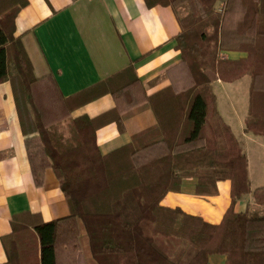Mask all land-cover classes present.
Returning <instances> with one entry per match:
<instances>
[{"label":"trees","instance_id":"16d2710c","mask_svg":"<svg viewBox=\"0 0 264 264\" xmlns=\"http://www.w3.org/2000/svg\"><path fill=\"white\" fill-rule=\"evenodd\" d=\"M185 1L146 4L161 3L175 12ZM234 1L224 0L218 15L211 4L196 2L188 16L177 18L180 62L167 70L169 85L153 95L144 96L129 65L93 90L64 98L50 77L34 76L21 40L14 36L15 18L27 0H0V83L11 84L35 185L41 186L45 170L51 169L69 207L67 216L32 226L40 246L39 264H58V248H83L90 264H206L213 254L224 256L225 264L237 256L242 264H264V188L253 194L254 209L234 211L235 203L250 192L247 161L216 111L212 90L218 79L249 77L244 132L264 136V0H252L251 5L240 0L244 7L239 15L233 14ZM207 19L213 31L193 41L192 25ZM231 50L247 56H220ZM179 65L187 69L190 85L177 92L171 78ZM40 84L63 106L61 118L52 124L35 95ZM107 92L121 111L144 105L154 125L102 155L96 130L110 119L121 129L123 117L115 110L96 118L70 114L77 105ZM219 180L231 182V205L217 225L160 205L168 192H179L186 182L194 195L213 196ZM18 220H13L15 231L27 227L28 221ZM14 244L8 262L20 264Z\"/></svg>","mask_w":264,"mask_h":264},{"label":"crops","instance_id":"0c3cea01","mask_svg":"<svg viewBox=\"0 0 264 264\" xmlns=\"http://www.w3.org/2000/svg\"><path fill=\"white\" fill-rule=\"evenodd\" d=\"M152 1V0H151ZM14 36L19 37L36 78L50 77L64 98L93 90L109 76L131 65L145 97L168 85L167 70L180 62L175 37L179 32L177 16L161 3L148 6L146 0H27L14 21ZM229 60L245 57L242 52H223ZM247 77V76H244ZM229 127L247 161L250 192L234 205L244 213L254 209V192L264 188V136L244 132L245 115ZM142 104V103H140ZM111 93H98L74 107L72 118H96L116 111L123 117L121 129L113 119L95 133L102 155L129 144L134 134L154 125L151 112L141 105L133 110L117 109ZM233 105L227 112L232 119ZM241 125V128H240ZM213 196L200 197L186 182L179 192H168L160 202L165 208H178L183 213L200 217L206 223L219 224L231 205V182L219 180ZM69 214V207L51 169H46L43 184L36 186L30 170L13 91L9 81L0 83V264H9L8 250L14 242L20 264H39L40 246L32 226ZM28 221L27 227L15 231L13 220ZM58 264H90L83 248L75 252L58 248ZM206 264H225V257L210 255Z\"/></svg>","mask_w":264,"mask_h":264},{"label":"rangeland","instance_id":"374dc122","mask_svg":"<svg viewBox=\"0 0 264 264\" xmlns=\"http://www.w3.org/2000/svg\"><path fill=\"white\" fill-rule=\"evenodd\" d=\"M213 0H187L185 1L183 5H179L175 7V14L179 20L185 18L188 16L193 10V4L194 3H200V2H207L208 4H211V10H213L214 14H222V8L224 4V0H216L212 4ZM240 0L234 1V5L232 6L233 9V14L238 15L241 13V10L243 9L244 5L240 3ZM253 3L252 0H246L244 4H249L251 5ZM248 6V5H247ZM232 14V15H233ZM197 16H195L196 18ZM229 18V16H228ZM237 17H234V20H236ZM211 20V19H210ZM207 19L205 22H195L192 25V33H191V38L193 41H197L198 37L201 34H206L210 35L211 32L213 31L212 27H210V21ZM229 21L231 22L230 19L226 20V22ZM210 40V39H209ZM264 45V40L261 39L260 41ZM206 44H202L203 48L205 47ZM224 52V51H223ZM221 52V57L222 53ZM225 52H235V51H225ZM244 53V52H242ZM201 56H205L204 53H200ZM245 57L247 56L246 53ZM184 59L186 62H189L190 59L187 55H185ZM205 61H207L205 57ZM176 71L172 74V82H175L174 87L177 90V92H180L181 89L185 88L184 86L188 87L190 85V80L189 76L187 74V69L182 65H179L176 69ZM169 76L166 73V79L168 80V85L170 83L169 81ZM167 85V86H168ZM247 87H248V78L243 77L242 79L238 80L237 82L233 84H223L219 85L216 84L214 86V93L217 96L218 99V106L219 110L222 113L223 116H225V120L228 121L232 128H238L237 122L242 116L245 115L246 113V108H247ZM35 95L39 98V100H42L44 108L46 111H48V121L49 124H52L54 121L53 120H59L61 118V111L63 110V106L61 103L57 102L53 96V94L47 90V88L43 85L40 84L39 88L35 90ZM233 105L234 107V112H232L233 116L232 119L227 118V112L230 111L231 106ZM56 122V121H55ZM206 128H211L210 124L207 125ZM241 128V125H240ZM178 257H176L177 259ZM238 258L239 262L236 260ZM228 264H242L240 258L237 257H232L228 260ZM244 264V263H243Z\"/></svg>","mask_w":264,"mask_h":264}]
</instances>
